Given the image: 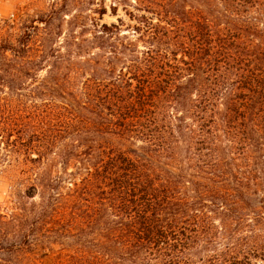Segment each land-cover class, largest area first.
<instances>
[{
	"label": "trees",
	"instance_id": "1",
	"mask_svg": "<svg viewBox=\"0 0 264 264\" xmlns=\"http://www.w3.org/2000/svg\"><path fill=\"white\" fill-rule=\"evenodd\" d=\"M235 4L264 9L112 0L125 34L55 3L0 35V264H264V23Z\"/></svg>",
	"mask_w": 264,
	"mask_h": 264
},
{
	"label": "rangeland",
	"instance_id": "2",
	"mask_svg": "<svg viewBox=\"0 0 264 264\" xmlns=\"http://www.w3.org/2000/svg\"><path fill=\"white\" fill-rule=\"evenodd\" d=\"M55 3L57 4V8L60 9L59 16H61V22H63L62 32H67L70 29L67 22L71 20L73 15L80 12L85 15H91L94 20H97L101 24L106 23L108 25L117 23L119 18H123L127 24L123 28L125 34H129V27L133 25L121 8L118 9L117 14H112V0H0L1 37L14 40L19 35L28 31L27 29L32 25L34 20L49 13ZM101 11H105L102 17L99 15ZM226 11L230 12V15H235V17L240 15V17L247 19L246 23L233 21V23L242 24L245 27L253 25H260L259 27H261V23H264V9L261 8H252L250 5L238 6L235 4L233 7H228ZM253 14L257 15L258 20H252ZM62 17H65V19ZM75 29L80 31V28ZM30 31L31 33L34 32V29L31 27ZM1 104L2 106L6 105V103ZM0 115L2 119L5 116L4 113ZM13 189L10 182L0 174V206H4L11 199ZM1 212L0 209V232H3L5 225ZM31 258L39 264H53L55 261L53 255L44 256L41 253L31 256Z\"/></svg>",
	"mask_w": 264,
	"mask_h": 264
}]
</instances>
